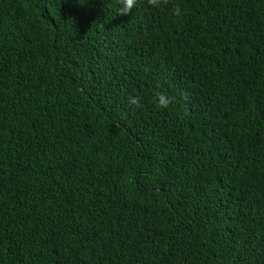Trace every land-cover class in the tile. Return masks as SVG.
<instances>
[{
	"label": "trees",
	"instance_id": "trees-1",
	"mask_svg": "<svg viewBox=\"0 0 264 264\" xmlns=\"http://www.w3.org/2000/svg\"><path fill=\"white\" fill-rule=\"evenodd\" d=\"M117 7L0 0V264H264V0Z\"/></svg>",
	"mask_w": 264,
	"mask_h": 264
},
{
	"label": "clouds",
	"instance_id": "clouds-1",
	"mask_svg": "<svg viewBox=\"0 0 264 264\" xmlns=\"http://www.w3.org/2000/svg\"><path fill=\"white\" fill-rule=\"evenodd\" d=\"M170 0H148V4L154 8L166 7L169 4ZM117 13L120 16L130 15L132 9L136 6L137 0H117ZM180 8L177 6L174 9L175 15H180ZM174 97H170L165 92L157 91L153 97V103L158 109H166L171 103L174 102ZM129 103L137 107L140 106L139 97H130Z\"/></svg>",
	"mask_w": 264,
	"mask_h": 264
}]
</instances>
